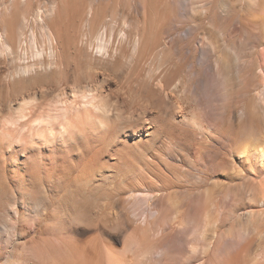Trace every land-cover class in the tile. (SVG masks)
Returning a JSON list of instances; mask_svg holds the SVG:
<instances>
[{
    "label": "bare ground",
    "instance_id": "6f19581e",
    "mask_svg": "<svg viewBox=\"0 0 264 264\" xmlns=\"http://www.w3.org/2000/svg\"><path fill=\"white\" fill-rule=\"evenodd\" d=\"M181 1L0 0V264H264V0Z\"/></svg>",
    "mask_w": 264,
    "mask_h": 264
},
{
    "label": "rangeland",
    "instance_id": "374dc122",
    "mask_svg": "<svg viewBox=\"0 0 264 264\" xmlns=\"http://www.w3.org/2000/svg\"><path fill=\"white\" fill-rule=\"evenodd\" d=\"M182 1H184V2H183L184 4H187V3H188V1H187V0H182ZM182 1H181V2H182ZM27 36H28V35H27Z\"/></svg>",
    "mask_w": 264,
    "mask_h": 264
}]
</instances>
